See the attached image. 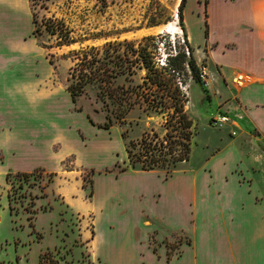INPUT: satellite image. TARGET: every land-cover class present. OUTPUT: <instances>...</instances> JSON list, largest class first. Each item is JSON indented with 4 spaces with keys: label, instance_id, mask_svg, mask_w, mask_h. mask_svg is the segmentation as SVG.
<instances>
[{
    "label": "rangeland",
    "instance_id": "obj_1",
    "mask_svg": "<svg viewBox=\"0 0 264 264\" xmlns=\"http://www.w3.org/2000/svg\"><path fill=\"white\" fill-rule=\"evenodd\" d=\"M12 1L0 3V47L7 53L0 67L22 74L31 94L23 90L16 101L9 93L14 88L0 84V264H166L157 259L159 247L170 244L175 255L188 238L184 204L190 173L212 155V145L229 137L227 123L214 126L210 120L220 114L232 117L229 106L236 105V92L231 78L237 72L249 73L247 85L256 81L244 65L251 58L248 22L241 21L248 17L243 0H186L187 40L177 17L180 0L177 5V0H28L29 15L27 0H19L18 12ZM14 15L15 23L6 19ZM45 21L61 22L76 41L57 46ZM167 24L168 32L163 30ZM148 35L158 36V64L167 52L188 54V43L210 94V100L204 97L188 69L175 75L187 96L192 138L189 159L168 175L131 168L125 151V143L146 133L161 138L167 131L165 114L134 106L124 124L102 129L98 124L105 113L95 90L88 88L75 104L65 90L71 50ZM22 38L26 50L20 52ZM37 45L44 49L46 65L34 55ZM116 162L127 166V173L105 171ZM17 171L32 174L14 176Z\"/></svg>",
    "mask_w": 264,
    "mask_h": 264
},
{
    "label": "crops",
    "instance_id": "obj_2",
    "mask_svg": "<svg viewBox=\"0 0 264 264\" xmlns=\"http://www.w3.org/2000/svg\"><path fill=\"white\" fill-rule=\"evenodd\" d=\"M19 2H11L14 11L18 12ZM243 6L248 17L241 21L248 22L245 35L251 58L244 65L256 81L242 88L231 85L236 92V105L229 106L233 111L227 122L229 137L212 145L216 146L212 155L190 173L189 199L184 204L188 232L177 229L188 234L189 241L181 243L179 253L171 252L169 258L166 247L160 246L155 255L166 264H225L223 260L228 258L229 264H264V0H243ZM27 12L29 15L28 0ZM6 19L16 21L15 15ZM19 43L18 51H25L24 39ZM40 49L35 46L34 55L42 57L46 65ZM5 50L0 52V59L7 56ZM211 60L219 65L218 60ZM51 66L49 63L46 76ZM0 84L14 88L9 93L16 101H21L23 90L31 94L22 74H10L1 67ZM139 216L146 217L144 210Z\"/></svg>",
    "mask_w": 264,
    "mask_h": 264
},
{
    "label": "trees",
    "instance_id": "obj_3",
    "mask_svg": "<svg viewBox=\"0 0 264 264\" xmlns=\"http://www.w3.org/2000/svg\"><path fill=\"white\" fill-rule=\"evenodd\" d=\"M185 2L186 0H180L177 17L187 40L182 13ZM31 16L34 25L32 33L37 37L40 30L34 12H31ZM43 25L45 31L56 36L57 46L76 41L69 36L61 22L54 24L45 21ZM157 38L158 36L148 35L138 41H106L99 46L71 50L68 55L71 65L67 70L65 90L73 104L88 88L95 90L96 101L101 103V110L105 113L104 122L98 124L102 129H109L114 123L124 124L125 115L134 106H143L144 110L165 114L167 131L161 138L156 134L146 133L138 141L129 140L125 143V151L128 166L131 168L139 167L143 171L163 170L168 175L178 163L189 159L192 138V121L185 110L187 96L175 75L188 69L191 77L205 93L204 97L210 100V94L201 79L200 68L191 46L186 44L188 54L179 50L174 54L167 52L164 63L158 64ZM138 72L142 73L140 81L132 83L133 76ZM76 109L81 111L80 107ZM87 118L92 122L88 116ZM121 137L126 138L125 131L121 132ZM114 167L105 168V171L117 175L127 170V166H121L118 162L114 163ZM31 174L32 172H16L14 176L27 178ZM53 174L50 172L49 176ZM11 175L10 172L7 173L6 178ZM169 245L167 258L173 250Z\"/></svg>",
    "mask_w": 264,
    "mask_h": 264
},
{
    "label": "built area",
    "instance_id": "obj_4",
    "mask_svg": "<svg viewBox=\"0 0 264 264\" xmlns=\"http://www.w3.org/2000/svg\"><path fill=\"white\" fill-rule=\"evenodd\" d=\"M200 76L202 78H205L203 73H201ZM249 79H250L249 73L240 71V72H237L231 78V83L236 88H242L247 85ZM229 120L230 118L228 115L220 114L217 116H213L210 120V123L214 126H220L221 124L227 123Z\"/></svg>",
    "mask_w": 264,
    "mask_h": 264
},
{
    "label": "bare ground",
    "instance_id": "obj_5",
    "mask_svg": "<svg viewBox=\"0 0 264 264\" xmlns=\"http://www.w3.org/2000/svg\"><path fill=\"white\" fill-rule=\"evenodd\" d=\"M178 2H179V0H177L176 5L178 4ZM155 28H156V27H155ZM170 28H171V27H170V24H167V25L163 28V30L166 31V32H168ZM153 29H154V28H153ZM156 29H159V28L157 27ZM156 29H155V30H156ZM160 30H161V29H159V31H160Z\"/></svg>",
    "mask_w": 264,
    "mask_h": 264
}]
</instances>
